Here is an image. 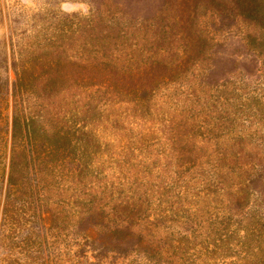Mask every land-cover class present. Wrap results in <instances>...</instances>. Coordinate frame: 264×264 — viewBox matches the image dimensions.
Instances as JSON below:
<instances>
[{
  "label": "rangeland",
  "instance_id": "rangeland-1",
  "mask_svg": "<svg viewBox=\"0 0 264 264\" xmlns=\"http://www.w3.org/2000/svg\"><path fill=\"white\" fill-rule=\"evenodd\" d=\"M31 16L73 20L60 58L99 71L37 103L83 125L48 181L101 263L264 264V0H0V49Z\"/></svg>",
  "mask_w": 264,
  "mask_h": 264
},
{
  "label": "trees",
  "instance_id": "trees-1",
  "mask_svg": "<svg viewBox=\"0 0 264 264\" xmlns=\"http://www.w3.org/2000/svg\"><path fill=\"white\" fill-rule=\"evenodd\" d=\"M50 18L45 23L38 16L24 18L27 28L12 32L0 49V185L7 184L3 199L0 189V264H102L106 248L87 240L78 213L53 198L48 181L58 163L76 157L86 142L83 125L67 117L69 107L53 110L37 103L41 94L54 98L101 85L88 81L87 72L97 67L76 66L59 56L60 44L78 25ZM9 71L15 77L12 83ZM40 107L51 108L50 119L45 120ZM44 214L49 215V227L44 226ZM261 243L264 247V232ZM180 245L172 243V253ZM88 250L95 261H88Z\"/></svg>",
  "mask_w": 264,
  "mask_h": 264
}]
</instances>
